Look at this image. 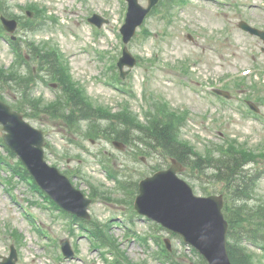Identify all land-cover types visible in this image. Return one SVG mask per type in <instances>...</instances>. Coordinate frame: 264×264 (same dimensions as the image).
Masks as SVG:
<instances>
[{"label":"rangeland","instance_id":"1","mask_svg":"<svg viewBox=\"0 0 264 264\" xmlns=\"http://www.w3.org/2000/svg\"><path fill=\"white\" fill-rule=\"evenodd\" d=\"M141 3L146 6L147 0ZM27 11L36 16L28 20ZM126 11L125 0H0V13L20 21L16 36L22 46L15 54L0 21V68L19 76L27 90L33 89L32 98L57 102L60 88L53 86L28 46L54 49L97 108L116 114L125 106L139 124L148 125L147 112L164 100L184 122L180 139L198 154L231 145L255 154V167L264 169V42L238 26L244 20L264 30V0H184L166 17L154 13L129 44L138 63L124 79L117 62L124 47L120 28ZM95 13L109 23L100 29L89 23L87 18ZM217 86L230 92L231 100L213 93ZM19 90L15 83L4 91L0 85L7 103L23 104L33 115V104ZM246 100L260 112H252ZM30 121L44 131L49 163L67 171L87 195L96 192L90 213L99 228L108 229L111 241L88 236L89 230L77 224L75 234H69V218L49 205L28 180L14 174L18 159L7 154L0 141V254L8 256L13 245L19 252L17 264H168L160 248L168 239L177 263L202 264L181 239L134 214L128 184L155 168L169 167L171 162H165L160 152L140 154L145 147L136 141L121 150L114 144L118 141L114 131L92 138L90 128L84 127L86 135L76 134L48 115L37 113ZM112 174L124 185L110 179ZM194 174L186 169L181 177L197 195L225 194L222 185ZM255 195L253 203L264 206V179ZM65 238L75 250L72 260L60 250ZM250 248L255 262L264 264V253Z\"/></svg>","mask_w":264,"mask_h":264},{"label":"trees","instance_id":"2","mask_svg":"<svg viewBox=\"0 0 264 264\" xmlns=\"http://www.w3.org/2000/svg\"><path fill=\"white\" fill-rule=\"evenodd\" d=\"M180 1L163 0L158 10L162 8L163 11L172 10L178 3L180 4ZM32 50L43 72L51 79L58 81L61 86V96L57 102L46 103L42 99L32 98L33 90L30 91L29 86L27 90L26 85H21L23 81L20 82L19 76L0 68V85L3 91L7 85L15 83L20 88L21 97L33 104L30 106L35 112L33 115L38 113L62 120L75 133L84 128L83 123H87L91 126L89 136L92 138H98L101 133L107 135L109 131H114L116 138L126 144L136 141L145 147V150H140V154L145 151H148V154L160 152L166 160L176 158L192 169L193 173L209 177L213 183L222 185L227 198L224 212L229 222L228 249L231 260L233 264H257L254 258L255 253L250 249V245L264 251V206L253 203V200L256 198L255 191L259 180L264 176V170L247 169L248 165L256 163L255 155L235 149V146H230L228 149L217 147L216 154L214 151L207 155L198 154L190 145L180 139L184 122L165 104L154 105V108H150L148 125L139 124L135 117L126 111H123L122 114H112L99 107L96 109L74 84L67 67L62 65L57 51L37 46H33ZM18 58L20 61L23 60L21 56ZM31 77L33 79V75ZM33 80L36 81V76ZM0 98L6 99L1 92ZM11 105L14 109L22 112L25 117L29 119L33 117L27 106L18 103H11ZM100 121H108L106 129H102ZM7 151L9 150L7 149ZM9 155L15 158V155L10 151ZM17 163L15 171H19L23 177L30 180L31 177L22 167L21 162ZM161 168L158 167L155 170ZM209 170L211 173L207 174L206 171ZM113 177L118 180L114 175ZM137 189L136 181L129 183L128 191L132 199L137 194ZM89 231L98 237L97 239L100 238L101 241L110 243L108 229L99 228L94 221L89 225ZM161 250L165 262L179 264L174 258V253H170L165 248ZM200 260L202 264H206L202 258Z\"/></svg>","mask_w":264,"mask_h":264},{"label":"water","instance_id":"3","mask_svg":"<svg viewBox=\"0 0 264 264\" xmlns=\"http://www.w3.org/2000/svg\"><path fill=\"white\" fill-rule=\"evenodd\" d=\"M127 1L129 10L122 29L126 44L159 0H149L147 7H143L139 0ZM2 20L8 30L16 29V21ZM90 22L101 26L105 21L95 15ZM240 27L264 39V32L247 23L241 22ZM135 64L136 59L125 47L119 67L122 70L125 65L133 67ZM0 124L5 131V144L22 159L37 184L66 211L90 219L88 208L92 201L77 190L56 167L46 162L43 131L31 125L21 113L1 100ZM183 169L182 164L173 160L169 169L143 179L139 183V194L135 200L136 209L141 215L180 235L185 243L203 255L208 264H232L227 248L229 225L223 213V196L195 195L192 187L178 175ZM166 242L169 243L168 240ZM62 247L67 257L74 255L67 240L62 243ZM16 260L17 253L13 249L11 256L4 258L0 264H16Z\"/></svg>","mask_w":264,"mask_h":264}]
</instances>
